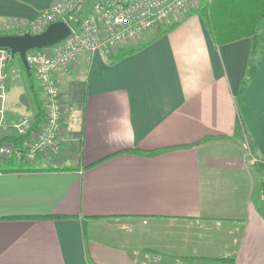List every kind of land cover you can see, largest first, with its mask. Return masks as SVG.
I'll use <instances>...</instances> for the list:
<instances>
[{
  "label": "crops",
  "instance_id": "0c3cea01",
  "mask_svg": "<svg viewBox=\"0 0 264 264\" xmlns=\"http://www.w3.org/2000/svg\"><path fill=\"white\" fill-rule=\"evenodd\" d=\"M55 1L0 0V26ZM156 30L119 61L77 58L78 132L29 171L0 157V264H264V51L241 95L249 38L216 46L191 8ZM32 103L18 99V120ZM10 135L0 127V145Z\"/></svg>",
  "mask_w": 264,
  "mask_h": 264
},
{
  "label": "built area",
  "instance_id": "2783aa9c",
  "mask_svg": "<svg viewBox=\"0 0 264 264\" xmlns=\"http://www.w3.org/2000/svg\"><path fill=\"white\" fill-rule=\"evenodd\" d=\"M197 1L56 0L30 23L0 26V33L12 27L18 29V35L40 34L55 22H64L70 30L69 36L57 45L26 53V62L43 96L44 118L37 126L29 118L13 121L5 119L3 104L7 95V69L13 58L9 51L0 49V127L12 132L15 137L23 138L19 147L11 142L1 144L0 157H14L31 163L38 155L46 154L56 147L64 131L65 115L56 75L68 72L81 54L107 55L115 49L135 43L144 35L167 25L174 15ZM249 155L253 164L260 163L250 151ZM119 227L131 232L127 225L120 224ZM148 261L158 264L160 258L156 254H149L142 264H148Z\"/></svg>",
  "mask_w": 264,
  "mask_h": 264
},
{
  "label": "trees",
  "instance_id": "16d2710c",
  "mask_svg": "<svg viewBox=\"0 0 264 264\" xmlns=\"http://www.w3.org/2000/svg\"><path fill=\"white\" fill-rule=\"evenodd\" d=\"M200 9L199 14L203 18L206 28L216 46H222L244 38H249L251 40L246 74L239 87V93L243 94L256 75L260 64L261 53L263 52L264 0H205L202 2ZM141 48L142 47L127 49L123 47L115 54L112 52L108 53L106 58L111 62H116L137 52ZM14 59L15 58L12 60ZM12 60L10 62H12ZM16 62L18 68L25 73L29 85V93L37 105V111L32 118L34 120V126H37L44 118L45 110L43 98H41L40 94L35 90L34 85L36 84V78L32 71L27 74L18 57ZM40 90L41 89L38 88L39 92ZM236 129L237 132L241 133L243 136V128L239 121L236 124ZM6 139L10 140L11 143L18 147L22 144L23 140L22 137H15L14 135L6 137L5 141ZM3 141L4 140H2L1 143H3ZM8 162H11L16 167L17 171L31 170L30 166L27 165L28 163L24 162L22 159L10 157ZM213 261L218 264H232V260L226 258L214 259Z\"/></svg>",
  "mask_w": 264,
  "mask_h": 264
},
{
  "label": "rangeland",
  "instance_id": "374dc122",
  "mask_svg": "<svg viewBox=\"0 0 264 264\" xmlns=\"http://www.w3.org/2000/svg\"><path fill=\"white\" fill-rule=\"evenodd\" d=\"M201 1L199 0L197 2H194L193 4H191L190 6H188L185 10L187 9H192L194 12H199L200 9V5H201ZM205 0H203L202 2H204ZM196 8V9H193ZM15 25V24H14ZM13 25V26H14ZM160 32V30H156L154 31V33L149 34L148 37L140 39L139 41L135 42V43H131L127 46H125L124 48H138V47H142L144 44H146V40L148 38H154L156 36V34ZM2 35H18V29H13L12 27H10L9 29H7L6 31H3V33H0V36ZM119 49H115L112 51L113 54H115ZM262 51H264V46ZM261 51V52H262ZM263 52L261 53V57H262ZM106 56V55H105ZM261 57H260V61H261ZM15 59L12 60V62L9 63L8 65V79H7V83H6V90H7V95H6V99L8 97V110L10 112L13 113V117L16 118V120H18V99L21 98L23 100H33V97L30 95L29 93V85H28V81L26 79L25 73L18 68L17 66V56L14 57ZM96 68L98 67H94L93 70V77L96 75ZM83 68H81L79 65L77 67L74 68V71L72 70V67H70L68 69V72L66 73H62L65 74L67 76V80L68 82L63 84L62 86L59 85L60 87V91H61V96H62V105L64 108V130L65 127L68 128L69 133H74L76 132L81 124V97H80V93L82 90V85L84 84V82L81 80V78L83 77V74H85V70L84 72L82 71ZM58 75V74H57ZM56 75V76H57ZM37 86V87H36ZM35 90L37 91V93L40 94L41 98H43L42 94H41V90L40 92L38 91V88L40 89V85L36 80V84L34 85ZM9 91V93H8ZM243 95V94H241ZM1 102V101H0ZM77 102V104H76ZM9 104H12L11 106H9ZM33 106L32 109L33 111H37L36 108V104L33 101ZM31 106V105H30ZM23 108L26 109L28 108V105H26L24 103ZM1 109V106H0ZM7 110V109H5ZM26 116V115H24ZM21 117V116H20ZM24 119V118H23ZM32 119V118H29ZM22 120V119H20ZM78 132V131H77ZM62 137V136H61ZM68 165V164H67ZM124 225V223H118V227L119 225ZM128 227H130L131 231H133V228H131L132 226L127 225ZM160 258V256H158Z\"/></svg>",
  "mask_w": 264,
  "mask_h": 264
},
{
  "label": "water",
  "instance_id": "95a60500",
  "mask_svg": "<svg viewBox=\"0 0 264 264\" xmlns=\"http://www.w3.org/2000/svg\"><path fill=\"white\" fill-rule=\"evenodd\" d=\"M70 34L68 26L64 22H55L47 26L40 34L30 35H2L0 36V49L10 52L12 58L18 57L27 74L30 68L26 62V53L33 50L51 48Z\"/></svg>",
  "mask_w": 264,
  "mask_h": 264
}]
</instances>
